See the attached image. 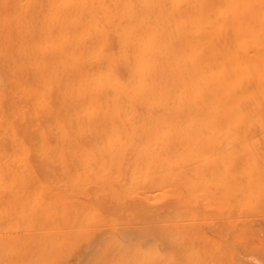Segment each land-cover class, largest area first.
I'll list each match as a JSON object with an SVG mask.
<instances>
[{"label":"bare ground","instance_id":"6f19581e","mask_svg":"<svg viewBox=\"0 0 264 264\" xmlns=\"http://www.w3.org/2000/svg\"><path fill=\"white\" fill-rule=\"evenodd\" d=\"M26 1L27 0H23V3L20 0H17L16 5L23 3V6H26ZM2 4L3 3H1V6ZM39 7V10L37 7V23H39V26L37 28V31H35V35H33V37L30 39L29 43H31V47L28 49H30L31 54H35L38 56V61H40L39 67L43 66L45 62L47 63V67L36 77L25 76L24 79H16L15 81L16 93L23 97V100L27 103L28 106H30V111L38 115L39 119L28 126H20L21 124L17 123L13 124L10 119H7V127L5 128V133L2 134V136L3 138L5 137L4 139H6V141L3 140L4 144L6 142V146H3L6 147V149L10 153L6 154V151L4 154V151L0 150V154H3V156H5V158L3 159L1 157V160H5L8 156L9 157L7 158V160H9V158L13 157V155L14 157L18 155L16 154L17 152L19 153V155L20 153H22V155H18L19 159L22 158L20 160L21 162L17 159V157L16 159L18 160V162L23 163L20 165H22L21 167L24 166V170L26 171L25 167L27 165L29 166L30 161L28 159L29 162H27V164L25 165L26 161H23L25 160L23 159V157H28V153L31 152H36V156H38L39 154L37 152H41L40 156L41 154L44 155V153H54V155L56 153H75V155L76 153H81L80 157L77 158L78 160L80 158H85L86 160L89 157L87 159L89 160V164L86 165V167L83 166L85 170L95 167V169L93 168V172L94 174L96 173V177L101 172V174L103 173V175H99L101 179L103 176V178H106L105 180L109 181L110 177L114 176V174L116 175L114 177L117 179L119 177H123V179L127 177H125V173L123 172H121L120 175L124 174V176H119L116 169V172H109L110 177H108L107 172L110 170L107 169L106 171L105 167L102 166L101 168H99L100 166L98 163H96L97 161L95 162L93 160L96 159L95 157H93L94 153H106V155L108 153H120L121 157L123 153L127 154V157L128 153H132L134 154V156H132L133 162L135 161L136 156L139 157L140 155V153L137 152H149L153 151L154 148L157 151V148L161 149L164 147V145L167 143L166 141L169 138H223L224 140L222 142H224L226 138H241L237 141V143H240L241 140L244 141V138H250V140L251 138H258V140L260 139V142L264 141V0H42L41 6ZM23 9L27 10V6L25 8L23 7ZM23 9L20 10L22 11ZM12 19L10 18V20ZM14 22L16 23L17 21ZM1 23L2 22H0V24ZM18 27L16 28L18 29ZM6 29L8 28L6 27ZM17 29L14 28V30ZM5 35L6 34H4V36ZM3 38L5 37H2V40ZM19 46L20 49H22V47L26 49V45H22V43H19ZM0 53V59L2 57L3 59L1 60H4L7 54L5 55V52L1 48ZM21 65L26 73L35 69V64L33 63V58H31L30 54L25 56H22L20 54L14 59L13 67L20 68ZM4 68L2 69L0 66V74L3 73ZM11 110H13L14 113H18L19 109L16 105V102H14V106ZM20 121L23 122L24 119H20ZM261 138H263L262 141ZM227 142L229 143V139L227 140ZM220 144L218 146H220ZM234 144L236 145V142H234ZM216 147L217 146H215L214 150L210 151L208 155H214L213 153L217 152V150L215 149H223L222 146L220 148ZM179 148L180 147H178V149ZM226 148L228 147L226 146ZM241 149L242 148H240V150ZM246 149L247 148H245L244 150ZM182 150L184 149L182 148ZM238 150L239 149H237V151ZM158 151L159 153H161L160 150ZM208 152L209 151H207V153ZM24 153H27V155H24ZM83 153H85V156L88 155V157L86 158L85 156H83ZM218 153H220L219 150ZM135 154L137 155L135 156ZM241 154L243 153L241 152ZM54 155L51 156V158L53 157L56 162L59 161L60 158L58 159V157L60 156ZM245 155L246 154L242 156L245 157ZM247 155L246 157L248 158ZM117 156H119V154ZM152 156L153 155H151V157ZM205 156L203 158H205ZM121 157H115L117 160L114 163L118 164V162L120 163L121 161H123L122 158H124L125 156L122 158ZM132 157L130 156V160ZM41 158L44 160V157ZM90 158H93L92 160L99 167L94 163L90 165ZM119 158L122 160L120 161ZM200 159H202V157H200ZM51 160L52 159H50V161ZM217 160L218 159H216V161ZM195 161L196 160H194L193 162ZM51 162L49 164H51ZM56 162L54 164L52 163L53 166L56 164V166H59V168L57 167V169H60L62 163L61 165H57L58 162ZM102 162L105 161H101L100 163ZM164 162L165 161H163V163ZM9 163H11L10 160ZM13 163H11V165ZM52 164L49 166L52 167ZM186 164L188 163L186 162ZM36 165L38 164L36 163ZM131 165L132 164H129V168H131ZM87 166L92 167L87 168ZM166 166L170 168L175 167L176 171L178 169H181L177 168V165L170 166L166 164ZM166 166L164 164V166H162L163 168H161L160 170L165 169L162 170L165 172L167 170ZM178 166L180 167L182 165L179 164ZM29 167H26L27 173L30 169L29 172L32 174L35 169L32 170L33 166L31 168ZM40 167L42 168L41 172H43V166ZM40 167L38 169H40ZM97 167L101 170L100 172L97 171ZM125 167L128 169V164ZM46 168L47 171L48 169L50 170V167L47 166ZM46 168L44 167V169ZM52 168L55 169L56 167L54 166ZM103 168L105 170H102ZM133 168L135 167H132V170L134 171ZM121 170L125 171L124 169ZM160 170L158 169V171ZM21 171L23 175H25L24 171ZM154 171L155 170H153V172ZM162 171H160V173H162ZM238 171L239 170H237V172ZM53 172L50 171V173ZM57 172L53 173V175ZM62 172L59 170L57 174H63ZM93 172L91 173L93 174ZM170 172L173 173L172 170ZM240 172L242 173V171ZM155 173L156 172L152 174ZM31 174H29L28 176L31 177ZM33 174L35 175V173ZM57 174L55 176V179H58L57 177L64 178L67 175L66 173L65 176L62 175V177H60V175L57 176ZM80 174H82V172ZM140 174L142 177L143 173L140 172ZM7 176L11 177V175ZM20 176H17L16 178ZM28 176L27 178L29 179V181L27 182V186L32 184V186H30L32 187L30 192H35V190L33 189L37 187V181L42 182L40 181L41 178L36 177L35 175V177L32 176L33 179L36 178L37 180L39 178V180L36 181L35 179H31L32 181H30V177ZM70 176L72 177V175ZM70 176H67L70 180L64 178V182L63 180L62 182L59 181V184H62L65 187L61 185L60 187H57V180L56 183L53 182L54 185L56 184L55 188H60V194L55 189L58 193V196L61 197V191L66 193L65 191L67 189L64 190V188H66V186L71 182L72 178H70ZM127 176H129V173H127ZM191 176L194 175L191 174ZM16 178H14L16 180V187L18 186L21 189L23 188L24 190L25 187L22 186L25 185L21 186V183L19 184L20 186L17 185ZM22 178H25V176ZM84 178L85 177H83V179ZM91 178L92 177H87L83 180L81 177L82 180L79 178L81 183L77 178L79 182H76L77 184L83 183L82 185H86L88 184L86 182V179L90 181ZM131 178H133V176H131ZM5 179H7V177H5ZM185 179L188 180V178L186 177ZM67 180L69 181V183L67 182ZM119 180L122 181L121 186H123L124 188V184H127V188L125 189L132 191V189L136 188L135 190H139L138 192H135V190H133L136 194L142 191L144 192L145 190H143V188H146L148 189V191L146 190L147 192L145 191V193H148L150 195L149 191L151 190L153 196L152 194L150 196H155L157 198L155 201H157L159 198L157 197V195L160 196V200L162 198L161 194H164V192L167 193L166 195L164 194L165 196L171 195L170 193L172 192L174 193L172 194L176 196V190L178 189V185L173 184L174 186L172 187L176 186V190H172L170 192L169 188H172V183L170 184V186L168 183H165V186H161L162 190H160V185L158 187L160 191H164L162 193L160 192L161 194H154L155 190L153 187V189H150L151 187H142V185H140V188L138 189V186H136L137 184L135 183H133V185L135 184L136 187L131 186V183L133 181L132 179H126L128 183L130 182V188H128L129 184L126 183V181L124 182V180H121V178H119ZM178 180L184 181V177L183 179L179 178ZM46 181L47 180H45V182ZM94 181L96 182V180L93 179L91 184ZM74 182H71L73 183L71 187L75 189V187H73ZM97 182L99 183V180ZM207 182L208 179L203 178L200 182L199 187H195L193 183V188L191 186L189 187V185V188H187L186 184V190H194L195 188H197L199 192L189 190L190 193L188 191V194H193L194 196H196L195 194H197L198 192L201 193V195H197L200 198V196H203L202 194H204V191L207 195L206 190H204L203 188L205 184H207ZM11 183L10 185H8L12 188V185L14 186L15 183L12 185ZM64 183L67 185H65ZM159 183L161 182H156V184ZM0 184L2 185L1 182ZM43 184L48 189L50 188L49 191L52 189V191H55L54 188L51 189V187L46 186L45 183L42 182V185L39 186V184L37 187L39 190L35 188L37 194H39V191L41 193L39 187H43ZM212 184H214V182H212ZM47 185H49V183ZM82 185H80V187ZM85 185L82 186V188H84ZM93 185L94 184L88 185L90 187H87L89 188V192L90 189L93 188ZM167 185L169 187L168 189H165ZM61 187L64 188L62 189ZM71 187L69 188V190L71 189ZM47 188L45 190L48 191ZM104 189L106 190V188ZM75 190H77V188ZM159 190L157 192H159ZM25 191L26 190H24V192ZM110 191H112V189H110ZM26 192L29 193V190ZM34 192H32V194ZM55 192H51L50 194H54ZM75 192L76 191H72V194H74V196H70L71 199L75 198ZM77 192L80 196V190ZM67 193L68 194H65L66 196L71 194V192L69 193V191ZM209 193L210 191H208V194ZM244 193H248L247 196L252 195V191H247ZM50 194L49 192H45L42 195L47 198ZM53 194V197L54 195L56 196V193L54 195ZM86 194L84 193L85 196ZM126 194H128V192ZM6 195L7 194H5V196ZM23 195H25V193H23ZM141 195L143 196V194ZM206 195L204 196L206 197ZM52 196L49 197L51 198ZM60 197L56 196V199H60ZM88 197L89 196L87 195L86 198L84 197L81 199H88ZM205 197L200 198V203H202V199L206 202V200L209 201L212 198V200L217 199V202L221 201V198H216L215 195L209 196L208 199ZM38 198L39 196L37 197V199ZM142 198L146 200L148 197L143 196ZM195 199L193 200L195 201ZM79 200L80 199H78V201ZM151 200L154 201V199H150V201ZM94 201H96L97 204L99 203L97 202L99 200H92L91 202ZM136 201L138 203L137 198L134 200V202L136 203ZM74 202H76V200ZM74 202L73 205L75 204ZM81 202L83 201L81 200ZM102 202L105 203V200L103 199ZM129 202L134 203L132 200ZM162 202L157 203L159 205H162ZM176 202H178L177 199ZM109 203L112 207L115 205V203L112 205L110 201ZM142 203H138L139 206L143 205L145 207L146 204L144 205ZM78 204L79 203H77V205ZM117 204L118 206H120L118 202ZM149 204H147L146 206L149 207ZM158 204H156L157 207ZM79 205L81 206V203ZM101 205H103V203ZM107 205L104 204L105 208ZM58 206L55 208L60 209V206ZM88 206L89 205H87L86 207L88 212H86V214L92 212L93 217L91 215L92 213L89 214V216L91 215V218L95 217L94 212H96V220L104 218H101V213L106 215V212H101L98 214L97 210L91 209L90 206V208L88 209ZM82 207L83 209H85L84 206ZM108 207L109 205L107 206V208ZM216 207L218 208L219 205L215 206V208ZM220 207L225 206L221 204ZM124 208L126 207L124 206L123 209ZM205 208H207L206 205ZM140 209L141 208H139L137 211H140L141 215L139 216L143 217L144 213L142 212H144V210ZM153 209L154 208L150 209L149 207V211ZM196 210L197 209H195V211ZM102 211L105 210L102 209ZM108 211L107 214L110 213V211ZM116 212L113 215H116ZM57 213L59 214V212ZM213 213H215V211ZM122 214H117V216L121 215L119 219L122 218V216L124 218V215H126L125 212L123 213V210ZM136 215H138V212L136 214L135 211V214L133 216L135 217ZM147 216L148 215L144 217ZM108 219L109 218H107V221ZM148 219L150 220L149 217H147V221ZM109 220V223L111 224L115 222H111V218ZM80 221L82 222V220ZM130 222H132L131 218ZM77 223L78 222H76L75 226H77ZM48 224L50 225L49 222ZM48 224L46 223V225ZM58 224L60 226V223ZM84 225H87V223ZM117 227L120 228V226L118 225ZM104 228L102 227L103 230ZM130 231L127 230L128 233ZM118 232H120L119 229ZM131 232L132 235H139H137L135 231ZM100 233L101 232H99L97 235H99ZM122 234H120V236ZM146 240L148 241L149 239H145L144 241L146 242ZM237 249L239 250V248Z\"/></svg>","mask_w":264,"mask_h":264},{"label":"rangeland","instance_id":"374dc122","mask_svg":"<svg viewBox=\"0 0 264 264\" xmlns=\"http://www.w3.org/2000/svg\"><path fill=\"white\" fill-rule=\"evenodd\" d=\"M2 1H4L5 4ZM20 1L23 2V0H20ZM0 2L3 3L2 6L0 3V16H1L0 22H2L0 24L1 26L0 27V41L2 40V37H5L0 42V48L5 52L4 53L5 55L7 54L4 60H1L3 59L2 57L0 59L1 68L3 69L5 67L3 70V73L0 74V125L2 124L0 126V137H1L2 134L5 133L4 131H5V128L7 127L6 126L7 119H10L13 124H16V123L21 124L20 126H28L31 123L36 122L37 119H39L38 115L30 111V106H28L27 103L23 100V97L20 96L18 93H16L15 81L16 79L22 80L25 78V76H29V77L38 76L41 73V71L46 69L47 63L45 62L43 66L39 67L40 61H38V56L35 54H31L30 49H28L31 47V43H29L30 39L33 37V35H35L36 33L35 31H37V28L39 26V23H37L38 22L37 13L40 8L39 6H41L42 0H36V2L35 0H29V1L27 0L26 2L30 3L28 4L25 2V5L27 6V10L23 9V7L24 8L26 7V6H23L24 2L18 5H16L17 0H10V1L0 0ZM37 7H38V10H37ZM20 9H23V10L21 11ZM10 18L12 20H10ZM32 18L35 20H33ZM7 20L8 21L10 20V21L8 22ZM32 20L35 22H33ZM14 21H17L16 23L18 24H16ZM3 23L7 24L8 26ZM10 23L15 27H13ZM6 27L8 29H6ZM16 27H18V29ZM14 28L17 30H14ZM16 31H17V34H16ZM4 34L6 35L4 36ZM19 43H22V45H26V49H24L23 47L22 49H20ZM20 54L22 56H25L28 54L31 55V58H33V63L35 64L34 70H31L30 72L26 73L23 70L22 65L20 66V68L13 67L14 59ZM2 55H3V52H2ZM14 102H16V105L19 109L18 113H14V111L11 110L14 106ZM20 119H24V121L21 122ZM2 138L3 136L0 138V141L2 140L0 144L3 142L0 145V148H1L0 150L4 151V154L6 151H7L6 154L10 153L6 149V147H4L6 146V142L4 144V141H6V139H4L5 137L3 139ZM226 139L227 140L229 139V143L227 142ZM226 139L224 142H222L224 140L223 138H194V137L191 139L184 138V137H178L176 139L169 138L166 141L167 143L164 145L163 148L161 149L157 148L158 150H160L161 153H159L158 150L156 151L155 148L153 149V151H149V152H137V153H140V155L138 154L139 155L138 157L136 156L137 154H135L136 158H135V161L133 162H132V159H133L132 156H134V154L132 153H128L129 158L126 156L127 154L125 153H123L122 155V157L125 156L124 158L120 156L121 155L120 153H108L107 154L108 156L106 155V153H96V154L94 153L93 157H95L96 159H93V158L92 159L95 162L97 161L96 163H98L100 167L96 163H94V161L90 158V163H91L90 165L94 163L99 168H101L102 166V167H105L106 171L107 169L110 170L107 172L108 177H110L109 172L111 171L113 172L116 169V171H118L117 174H119V176L122 175V174L120 175L121 172L125 173V177L127 178L124 177L125 179H123V177H119L121 178V180H124V182L126 181V179L128 180L132 179L133 181L131 183V186H135V184H137L136 186H138V189L140 188L139 187L140 185H142V187L144 186L145 187L148 186V188L151 187L150 189L154 188V190L156 191L155 192L153 190L154 194H157L160 192L162 193L164 190L160 191L162 190L161 186L164 185L165 183H168L169 186L172 183L171 187L174 186L173 184L178 185L177 190L175 188L176 186L169 188L170 192L172 190L177 191L176 196L173 195L174 194L173 192H172L173 194L170 193L171 195L169 196H165L167 194L165 192H164L165 195L163 193L162 194L160 193L162 197L160 200H159L160 196L157 195V197H159L158 198L159 201L158 200L155 201L157 198L155 196L152 197L153 194L151 193L152 191L150 189H149L150 190L149 192H150V195L152 194V196H150L148 193H145L146 190L148 191V189L146 188L145 189L143 188V190H145L144 192L143 191L140 192L141 194H143V196L148 197L147 199L149 200L147 199L145 200L144 198H142L143 196L140 193L136 194L135 192H138L139 190L138 191L135 190L136 188L134 187H133L134 189L132 188L131 189L132 191L135 190V192L125 189L127 188V184H124L125 186L124 188L123 186H121L122 181H120L119 178L117 179L114 177L116 176L114 174L116 171L112 173L114 174V176H111L112 178L110 177L108 181V180H105L106 178H103V176L101 179V177L99 176L101 174L100 172L101 170L98 167L97 168L99 170L97 168L96 169L98 172H100V174L98 175L99 177L98 176L96 177V173L94 174L93 172L94 171L93 168L95 169V167L87 166V168L92 167V169L91 168L88 169L90 171H88L87 169L85 170L83 166L86 167V165L89 164L88 162L89 160H87L89 157L88 155L85 156V153H83L84 154L83 156H85L86 158L88 157V158L86 160L85 158H80L79 160L81 162L77 159L78 157H80L81 153L80 154L76 153V155L75 153H72V154L71 153H61V154L56 153L55 155L54 153L53 154L46 153L47 155L44 153L45 156L42 154L40 156L41 152H37L39 154L38 156H36L37 155L36 152L35 153L31 152V153H28V157L24 156L25 154L27 155V153H24L23 156L26 157V158L23 157V159H25L23 161H26V163L24 162L25 165L27 164V162L30 161L29 162L30 167L28 165L26 167L31 168L33 166L32 170L35 169L33 172L31 170L32 174L29 172L30 169L28 170V173H27V168L25 167L26 169L25 171L24 166L21 167L22 165L20 164H23V163H20L21 162L20 160L22 158L19 159L18 152L16 153L18 155H16L15 157L13 155V157L9 158L11 163L14 162L12 164L14 166H12L11 163H9V160H7L9 156L5 160H1V157L3 159L5 158V156H3V154H0V162H1L0 163V182L2 183V185L0 184L1 185L0 186V190H1L0 192V264H78V263L79 264H264V153H263L264 151L263 142L264 141H262L263 138H261L262 142H260V139L258 140V138H251V140L250 138H244V141L241 140L240 143H237V141L241 138H226ZM234 142H236V145L234 144ZM219 144L220 146H218ZM215 146H217L216 148L218 147L220 148L222 146L223 149L222 148L221 149L223 151L220 149H215L217 150V152L213 151V152H216V153H213L214 155L212 154L211 156L208 155L210 151L214 150ZM226 146L228 148H226ZM178 147H180L181 149L180 148L178 149ZM182 148L184 150H182ZM240 148H242L241 149L242 151L240 150ZM245 148H247L246 149L247 152L249 149L248 153L250 154H248L246 150H244ZM237 149L239 150L237 151ZM218 150L220 151V153H218ZM207 151L209 152L207 153ZM168 152H170L171 154ZM241 152L243 154H241ZM11 154H15V153H11ZM103 154H105L106 157ZM118 154L119 156H117ZM244 154L246 155L248 154L247 156L249 159L246 157V155L245 157L242 156ZM20 155H22V153H20ZM53 155L60 156L58 157V159L60 158V160L57 161L58 163L53 159V157L51 158V156ZM151 155H153L152 156L153 160H152ZM130 156L132 157L131 160H130ZM204 156L205 158H203ZM16 157L20 162H18ZM37 157H40V158H37ZM41 157H44V160ZM115 157L117 158L121 157L123 161H121L122 159L119 158L121 162L120 163L118 162L119 164L118 165L117 163H114L117 160ZM126 157L128 161L126 160ZM200 157H202V159H200ZM13 158L17 161H15ZM196 158L197 159L199 158L198 161ZM50 159H52L51 161L53 160L54 161L51 162ZM216 159H218L219 161L218 160L216 161ZM56 160H57V157H56ZM194 160L196 161L193 162ZM49 161L51 162V164L52 163L54 164L56 162L57 165L58 164L61 165L62 163L63 167L62 166L61 167L63 169L61 167L60 169H57V167L59 168V166H56V164L54 165L56 168L55 169L52 168L54 166L53 164H52V167L49 166L51 165L49 164L50 163ZM101 161H105V162L100 163ZM163 161L165 162L163 163ZM17 162L19 163L20 167L18 166ZM186 162L188 164H186ZM36 163L38 165H36ZM125 164L126 165L128 164V169L125 167L126 166ZM129 164H132L130 166L131 168H129ZM164 164L165 166L166 164L170 166L177 165V168H181V169H178L176 171L175 167L174 168L172 167L173 168L172 169L166 166L167 170L164 172L162 170H165V169L160 170L161 168H163L162 166H164ZM179 164H181L182 166L179 167L178 166ZM134 165L136 166L138 165L137 168ZM37 166L39 167L43 166V172H41L42 168L40 167V169H38L39 167ZM47 166L50 167V170L48 169V171L46 168ZM7 167L8 168L10 167V168L8 169ZM44 167L46 169H44ZM132 167H135L133 168L134 171L132 170ZM120 168L128 172H125L121 170ZM155 168L157 169V171L158 169L162 171V173H160V171H158L159 172L158 173ZM20 169L24 171L25 175H23ZM56 169L58 170V172L59 170L61 172L63 171L62 172L63 174H57L58 172ZM105 169L103 168L102 170H105ZM52 170L53 171L56 170V171L53 172ZM80 170L82 174H80L81 173ZM153 170H155L154 171L156 172L155 174H152L154 173ZM171 170L173 173L170 172ZM237 170L239 171L237 172ZM50 171L53 173L57 172L56 173L57 176L60 175V177H62V175L65 176V174L67 173L65 177L63 176L64 178H67V179H69V177L67 176L72 175V177L70 176V178H72L71 182L75 181L73 187H75V189L77 188V190L71 187L73 183L70 182L71 183L70 184L68 180L67 182L69 183L70 186L65 184L67 183L65 182L64 184L67 186L66 188H64L65 187L64 185L59 184V181L62 182L64 178L57 177L59 180L55 179L56 174L53 175V173H50ZM106 171H103V172H106ZM147 171H150V172H147ZM240 171H242V173ZM12 172L17 173V174H14ZM91 172H93L94 175ZM140 172L144 174V175L142 174V177H141ZM26 173H27V176L31 174V177L32 176L35 177L36 175V177L41 178L42 180L40 179V181L44 182L46 186L51 187V189L52 188H54V190L56 189L59 193L60 188L59 189L55 188L56 184L55 185L53 184V182L56 183L58 181L57 187H60V185L64 186L61 188L62 189L64 188V190L67 189L69 193L71 192V194L66 196L65 194H68L67 193L68 191L66 190L65 191L66 193L61 191L63 194V198H62V194L60 197L58 196V193L56 190H55L56 192L52 191L53 189L50 190L51 192H55L57 197H60V199L59 198L56 199V196L54 195L55 193L54 194L52 193L54 195L53 197L52 194H50L51 193L49 191L50 188L48 189L47 187L44 186V184H43V187H39L41 190V193L39 191V194H37V191L35 188H37L39 184H40L39 186L42 185V182L37 181L39 180V178L37 180L36 178H34L38 182L37 187L33 189L35 190L36 193L34 191L30 192L32 188L30 186H32V184L28 185L30 188L27 186L28 184L27 182L29 181V179L27 178ZM33 173H35V175ZM127 173H129L130 177L127 176ZM145 174L148 176H146ZM191 174L194 176H191ZM7 175H11L13 180L11 179V177ZM101 175H103V173ZM17 176H20V177L16 178ZM24 176L25 178H22ZM80 176L82 177V179L83 177L85 178L92 177L91 178L92 180L90 179V181L86 179L87 180L86 182L88 184L86 185L84 184L86 187L84 188L87 194L84 188H82V186H84L82 185L83 183L77 184L76 182L78 181L79 178L81 179ZM122 176H124V174ZM131 176H133V178H131ZM5 177H7V179H5ZM31 177H30V181L34 180L33 177L32 178ZM183 177H184V181L178 180L179 178L183 179ZM185 177L188 178V180L193 181V182L188 181L187 179H185ZM14 178L17 179V185H19L20 183H21V186L25 185L22 187H25L24 190L26 191L29 190L30 194L26 191L24 192L23 188L21 189L18 186L16 187V183H15L16 180ZM52 178H54L55 180ZM203 178L208 179L207 184H205V186L203 187L204 190H206L207 195L211 193L209 196L215 195L216 198L217 197L221 198L220 199L221 201L217 202V199L212 200L213 199L212 198L210 199L211 201L206 200V202L205 200L203 201L202 199V203H200L201 201L200 198L205 197L204 195L206 194L204 191V194H202L203 196H200L199 198L197 195L198 194L201 195V193H198L199 191L195 187L196 186L199 187L200 182L202 181ZM93 179L96 180V182L94 181L92 183L94 185H93V188L91 187L92 189H90V192H89L90 187L88 185H92L91 182L93 181ZM45 180H47L46 181L47 183L45 182ZM98 180H99V183L97 182ZM64 181L65 180H63V182ZM157 181L161 183L156 184ZM212 182H214V184H212ZM6 183L7 185L8 184L10 185V183L11 185L15 183V185L14 186L12 185V188H11V186L10 187L9 185L7 186ZM48 183L49 185H47ZM126 183H128V181H126ZM133 183L135 184L133 185ZM193 183H194L195 189L194 190L188 189V191L189 190L198 191L197 194H195L196 196H194L193 194L192 195L188 194V191L186 190V184H187V188H189L190 186L193 188ZM78 185H79V190H80L79 194L82 197L78 195V192H77L79 191ZM80 185L82 186L80 187ZM159 185H160V190L158 188ZM26 186L28 190L26 189ZM169 186L167 185L165 189L166 188L168 189ZM44 187L45 189L47 188L48 191L45 190ZM70 187L73 192L74 191L77 192V195L75 192V198H72V199L70 198V196H74V194H72L71 189L69 190ZM104 188H106V190ZM128 188H130V184ZM110 189H112V191H110ZM158 190L159 192H157ZM207 190L210 191L209 194ZM247 191H252V195L247 196L248 193L247 194L244 193ZM32 192L34 193L32 194ZM45 192H49L50 194L49 196H52V197L50 198L47 195L48 197L46 198L45 196L47 193L45 194V196L42 195ZM127 192L128 194H126ZM23 193H25V195H23ZM84 193L86 194V196L84 195ZM193 193H196V192H193ZM5 194L7 195L5 196ZM107 194H108V197H107ZM36 195L37 197L39 196L38 199ZM83 195L85 198L88 195L89 196L88 199H84V200L81 199V198H84ZM207 195L205 198L208 199L209 196ZM99 197L101 198V200ZM193 197H195L196 199ZM64 198L67 200H65ZM136 198L138 199L139 204L142 202H143L142 204L144 205L145 204L147 205L150 203L149 204L150 209L152 208L154 209L149 211V207H147L146 205L145 207L142 205L143 206L142 208L141 205L139 206L137 201L136 203L134 202ZM78 199L80 200L78 201ZM103 199L105 200V203L102 202ZM150 199H154V201L152 200L150 201ZM176 199L178 202H176ZM193 199H195V201ZM75 200L77 203L79 204L81 203V206L79 204L77 205V203L74 202ZM81 200L83 202H81ZM92 200H99L97 201L99 203L97 204L96 201L91 202ZM128 200L129 201L132 200L134 203L129 202ZM109 201L111 202L112 205L114 203L115 205L113 207L110 206ZM4 202L6 205L4 204ZM73 202L75 203L74 205H73ZM107 202L109 205L108 208H107L108 206ZM117 202L119 203L120 206H118ZM157 202L159 203L162 202V205L160 204L161 205L160 206ZM204 202L207 208H205ZM102 203L103 205H101ZM121 203H122V206H121ZM104 204L107 205L106 208ZM156 204H158V207ZM221 204H223V206L225 207H220ZM58 205L60 206V209L55 208ZM87 205H89L91 209L97 210L98 214L101 212L103 213L106 212V215L102 213L100 214L101 218L104 217L106 221L104 218L96 220L95 218L96 212H94V215H95L94 218H91V215L93 217L92 212H91L92 214L89 212V214H91L90 216L89 214H86ZM218 205L219 207L215 208V206H218ZM82 206H84L85 209H83ZM89 206H88V209L90 208ZM124 206L126 208L123 209ZM134 207H137L138 209L141 208L140 210L143 209L144 212L142 211L141 212L144 213L143 214L144 216L148 215L147 217H149L150 220L148 219L147 221V217L139 216L141 215L140 211H137L138 209ZM194 208L197 210L199 209V210L195 211ZM102 209L105 211H102ZM108 210L110 211V213L112 212L111 213L112 215L110 213L107 214ZM122 210H123V213L125 212L126 215H124L125 216L124 218L122 216V218L119 219L121 215L117 216V214L118 215L119 213L122 214ZM135 211H136V214L138 212V215H136L137 217L135 216L136 218L133 216L135 214ZM214 211L215 213H213ZM57 212H59V214ZM115 212H116V215H113L115 214ZM159 212H162V213H159ZM235 212L237 213V215ZM202 216L203 217L205 216V217L203 218ZM76 218H77V221H76ZM107 218L109 219L111 218V222L113 221L115 222L111 224L109 223L110 222L109 219L107 221ZM130 218L132 219V222H130ZM128 219H129V222H128ZM139 219H141L142 221ZM143 219L146 221H144ZM157 219L159 220L161 219V220L159 221ZM80 220H82V222ZM45 222L47 224L49 222L50 225L49 224L46 225ZM76 222H78L77 223L78 227L75 226ZM58 223H60L61 227L59 226ZM86 223L87 225H84ZM117 225L120 226L121 229L118 228ZM44 227H45V230H44ZM102 227L103 228L105 227L104 230L102 229ZM118 229L120 232H118ZM127 230L135 231V233L139 235L138 236H136V234L132 235L131 231L129 232L130 233L129 234ZM99 232L101 233L97 235ZM120 234L122 235L120 236ZM145 239H149V240L148 241L146 240L145 242L144 241ZM236 247L239 248V250Z\"/></svg>","mask_w":264,"mask_h":264}]
</instances>
